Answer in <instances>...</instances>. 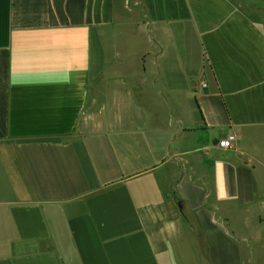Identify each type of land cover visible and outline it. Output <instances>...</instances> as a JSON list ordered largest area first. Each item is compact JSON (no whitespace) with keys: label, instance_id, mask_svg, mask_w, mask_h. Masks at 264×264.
Instances as JSON below:
<instances>
[{"label":"crops","instance_id":"1","mask_svg":"<svg viewBox=\"0 0 264 264\" xmlns=\"http://www.w3.org/2000/svg\"><path fill=\"white\" fill-rule=\"evenodd\" d=\"M263 253L264 0H0V264Z\"/></svg>","mask_w":264,"mask_h":264},{"label":"built area","instance_id":"2","mask_svg":"<svg viewBox=\"0 0 264 264\" xmlns=\"http://www.w3.org/2000/svg\"><path fill=\"white\" fill-rule=\"evenodd\" d=\"M201 86L205 87V84H202ZM236 142H237V136L234 133H228L222 136L217 141V146L222 150H232L235 147Z\"/></svg>","mask_w":264,"mask_h":264},{"label":"rangeland","instance_id":"3","mask_svg":"<svg viewBox=\"0 0 264 264\" xmlns=\"http://www.w3.org/2000/svg\"><path fill=\"white\" fill-rule=\"evenodd\" d=\"M232 219L235 221V222H239L238 220H240L239 216L235 215V214H232L231 215ZM241 221V220H240ZM239 225H243L242 222H239ZM245 226V225H244ZM250 226V225H249ZM246 228H248V226H246ZM249 229V228H248ZM262 259L264 261V253L262 254ZM264 264V263H263Z\"/></svg>","mask_w":264,"mask_h":264}]
</instances>
